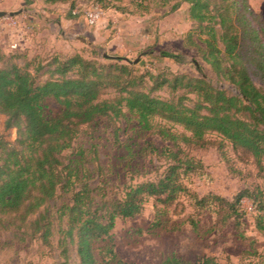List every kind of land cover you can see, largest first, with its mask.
I'll use <instances>...</instances> for the list:
<instances>
[{
    "label": "trees",
    "instance_id": "16d2710c",
    "mask_svg": "<svg viewBox=\"0 0 264 264\" xmlns=\"http://www.w3.org/2000/svg\"><path fill=\"white\" fill-rule=\"evenodd\" d=\"M43 1L69 4L72 12L79 0ZM88 1L116 7L111 4L119 0ZM181 2L189 4V16L196 25L188 33L189 39L216 75L236 86L238 94L215 87L202 73L168 76L162 72H140L121 57L107 56L108 62H101L80 53L0 51V112L7 117L5 132L0 136V214L14 215L22 223L38 214L29 224L33 235L47 243L54 219L47 212L52 209L43 208L57 197L59 190L70 194L57 209L65 262L70 259V246H74L78 264H103L97 257L96 243L111 238L118 217L141 214L150 198L155 199L157 224L168 215L169 207L182 195H188L196 210L215 209V204L226 218H234L240 226L241 202L246 197L260 212L256 224L264 232V191L256 193L245 188L232 200L213 193L200 197L182 179L201 164L181 156L180 148L162 149L169 151L171 159L157 179L129 184L123 196L111 199H97L82 174L79 160H63L62 152L73 145L84 126L130 114L142 130L157 133L174 145L183 141L205 146L206 134L217 132L234 148L250 153L264 168L262 16L250 7L248 0H179L172 10ZM160 55L177 63L185 62L183 55L173 51L163 50ZM256 79L263 85H258ZM164 87L183 92L173 98L154 93ZM109 92L114 95L104 97ZM50 99L60 106L56 114L47 111ZM156 118L179 124L189 134L174 132L155 122ZM14 130L16 138L12 140L7 132ZM189 222L193 229H199L198 220L190 217ZM163 264L220 263L212 255L192 262L173 254Z\"/></svg>",
    "mask_w": 264,
    "mask_h": 264
},
{
    "label": "rangeland",
    "instance_id": "374dc122",
    "mask_svg": "<svg viewBox=\"0 0 264 264\" xmlns=\"http://www.w3.org/2000/svg\"><path fill=\"white\" fill-rule=\"evenodd\" d=\"M177 1L119 0L111 4L116 8L79 0L76 11L81 18L78 19L66 3L0 0V11L17 12L0 17V51L80 53L101 62H108L107 56L121 57L140 72H162L168 76L202 73L215 87L238 94L236 86L219 78L189 39L188 33L196 25L189 16L188 3L181 2L172 10ZM248 1L264 21V0ZM196 41L201 43L198 37ZM163 50L183 55L185 62L161 57ZM256 83L263 85L257 79ZM182 92H171L165 87L154 91L166 98L177 97ZM112 95L109 92L104 97ZM187 96L196 98L193 93ZM47 103L49 113L60 111L54 100ZM6 119L0 112V136L5 132ZM155 122L179 134H189L179 124L161 118ZM7 136L14 140L15 130L7 132ZM206 140L205 146L183 141L174 145L157 133L142 130L128 114L118 120L104 118L95 125L84 126L62 156L65 163L71 159L80 161L82 174L99 200L123 196L129 184L157 179L171 159L169 151L162 152V149L170 147L174 151L180 148L181 156L201 164L182 179L200 197L213 193L232 200L245 188L256 193L264 191V168L250 153L234 148L217 132L207 133ZM69 195L59 190L57 197L43 208L52 209L47 212L54 219L53 233L47 243L39 235H33L29 224L38 214L26 223L14 215L0 214V264H78L74 246H70L67 262L61 254L63 235L57 209ZM252 204L249 198L242 200L241 224L237 226L234 218H226L217 205L211 210H196L190 197L182 195L168 208L163 222L157 224L155 199L150 198L141 214L116 219L111 238L96 243V254L103 264H163L173 254L192 262L203 255H212L220 264H264V232L256 224L260 212ZM190 217L199 221L198 230L193 229Z\"/></svg>",
    "mask_w": 264,
    "mask_h": 264
},
{
    "label": "water",
    "instance_id": "95a60500",
    "mask_svg": "<svg viewBox=\"0 0 264 264\" xmlns=\"http://www.w3.org/2000/svg\"><path fill=\"white\" fill-rule=\"evenodd\" d=\"M17 12H7V11H0V17L2 16H12Z\"/></svg>",
    "mask_w": 264,
    "mask_h": 264
},
{
    "label": "crops",
    "instance_id": "0c3cea01",
    "mask_svg": "<svg viewBox=\"0 0 264 264\" xmlns=\"http://www.w3.org/2000/svg\"><path fill=\"white\" fill-rule=\"evenodd\" d=\"M76 9H77V7L73 10V12H72V14H73V17H75V18H78V19H80L81 17H80V12L79 13H77L78 12V10L76 11ZM64 15V14H63ZM71 17V16H70Z\"/></svg>",
    "mask_w": 264,
    "mask_h": 264
}]
</instances>
